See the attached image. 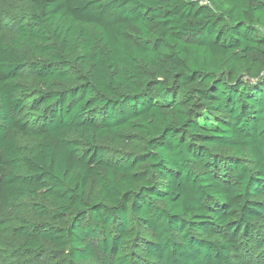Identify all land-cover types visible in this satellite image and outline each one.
Wrapping results in <instances>:
<instances>
[{
    "label": "trees",
    "instance_id": "1",
    "mask_svg": "<svg viewBox=\"0 0 264 264\" xmlns=\"http://www.w3.org/2000/svg\"><path fill=\"white\" fill-rule=\"evenodd\" d=\"M208 1L27 0L9 42L0 20V206L35 199L24 253L252 264L254 244L264 264V0Z\"/></svg>",
    "mask_w": 264,
    "mask_h": 264
},
{
    "label": "rangeland",
    "instance_id": "2",
    "mask_svg": "<svg viewBox=\"0 0 264 264\" xmlns=\"http://www.w3.org/2000/svg\"><path fill=\"white\" fill-rule=\"evenodd\" d=\"M30 17V9L27 0H2L0 4V20L5 42L11 41L15 36V26L18 22L25 23ZM33 198H27L14 208H4L0 206V222L7 224V230L0 235V264H50L51 254L39 262L32 254L22 251L23 241L13 235L11 228L18 227L22 222H27L34 226L38 221L33 216ZM264 224V222H263ZM259 237H264L263 234ZM263 239V238H262ZM260 255L259 250L254 246L250 249L252 264Z\"/></svg>",
    "mask_w": 264,
    "mask_h": 264
},
{
    "label": "built area",
    "instance_id": "3",
    "mask_svg": "<svg viewBox=\"0 0 264 264\" xmlns=\"http://www.w3.org/2000/svg\"><path fill=\"white\" fill-rule=\"evenodd\" d=\"M194 1H196L197 3L201 5H207V6L210 5V2L208 0H194Z\"/></svg>",
    "mask_w": 264,
    "mask_h": 264
}]
</instances>
